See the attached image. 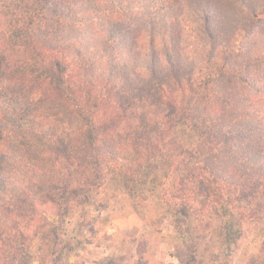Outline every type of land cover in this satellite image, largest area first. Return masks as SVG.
<instances>
[{
  "label": "trees",
  "instance_id": "1",
  "mask_svg": "<svg viewBox=\"0 0 264 264\" xmlns=\"http://www.w3.org/2000/svg\"><path fill=\"white\" fill-rule=\"evenodd\" d=\"M109 191L176 233L211 208L233 263L264 216V0H0V264L54 211L61 262V209Z\"/></svg>",
  "mask_w": 264,
  "mask_h": 264
},
{
  "label": "rangeland",
  "instance_id": "2",
  "mask_svg": "<svg viewBox=\"0 0 264 264\" xmlns=\"http://www.w3.org/2000/svg\"><path fill=\"white\" fill-rule=\"evenodd\" d=\"M112 193L75 208L69 205L66 212L61 209L59 235L73 249L60 264H97L120 254L117 264H132L138 256L147 264H222L221 228L211 208L203 216L180 220L182 234L176 233L174 220L163 210L154 206L143 218L138 200L112 197ZM258 212L253 221L241 226L243 234L235 245L232 264H264V216ZM42 217L40 225L32 220V227L22 235L31 246L32 264H50V240H57L46 224L55 225L58 213L47 212Z\"/></svg>",
  "mask_w": 264,
  "mask_h": 264
}]
</instances>
